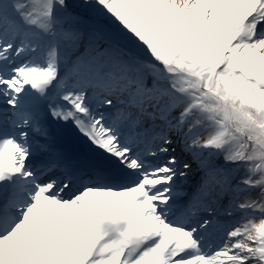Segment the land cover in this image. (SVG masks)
Returning <instances> with one entry per match:
<instances>
[{"label":"snow or ice","instance_id":"obj_1","mask_svg":"<svg viewBox=\"0 0 264 264\" xmlns=\"http://www.w3.org/2000/svg\"><path fill=\"white\" fill-rule=\"evenodd\" d=\"M0 264H264V0H0Z\"/></svg>","mask_w":264,"mask_h":264}]
</instances>
